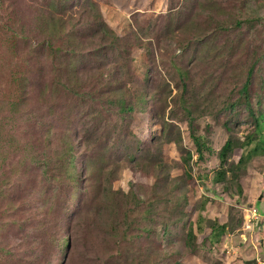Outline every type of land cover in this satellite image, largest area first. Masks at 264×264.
I'll return each mask as SVG.
<instances>
[{
	"label": "rangeland",
	"instance_id": "1",
	"mask_svg": "<svg viewBox=\"0 0 264 264\" xmlns=\"http://www.w3.org/2000/svg\"><path fill=\"white\" fill-rule=\"evenodd\" d=\"M51 1L0 0V143L6 151H13L10 158L6 153L7 164L17 165L21 172L25 164H32L22 174L21 184L29 192L30 187L43 184L40 158L44 153L39 152L43 132H51L55 146L57 134L68 121L79 130L88 127L92 117L100 123L104 141L98 143L94 162L91 153L75 159L76 172L82 171L76 177L79 188L81 178L94 180L97 170L109 166L113 146L105 139L112 136L115 143L123 142L124 149L113 166L112 189L127 195L133 192L145 200L154 198L157 203L153 237L139 238L135 246L128 237L139 231L127 229L130 236L121 240L118 256L108 264H264V153L253 156L242 169L228 171L222 182H215V174L222 168L218 157L222 146L228 139L243 141L254 130L247 109L233 114L223 107L237 98L255 52L261 57L250 77V101L255 115L259 108L264 111V1L252 3L260 16L257 24L240 23L225 30L208 21V15L245 19L250 10L243 0H94L118 36L129 30L131 17L137 15L140 33L149 46L150 54L139 48L132 53L138 61L141 54L147 57L149 74L139 80L138 73L132 83L110 87L116 91L109 100L125 99L126 104H138V93L143 91L149 112L137 105L133 113L125 115L120 114L119 104L99 105L97 93L106 92L93 80L80 87L77 95L57 85L58 64L43 39L51 35L54 47L62 44L65 35L43 27L41 19ZM201 33L204 35L197 36ZM76 58L69 57L66 64L74 65L85 79L95 78L94 71H80L83 63ZM85 65L92 67L88 62ZM73 142L76 149L81 146L77 134ZM188 153L192 156L189 164L185 161ZM129 154L135 155L134 161L128 159ZM239 154L230 157L226 170L231 165L234 170ZM89 184L93 186V181ZM92 188L97 192L98 183ZM78 194L74 201L79 212L70 208L64 223L70 246L67 251L60 241L51 256L53 264H102L99 257L109 252L94 237L91 225L96 196ZM121 200L119 204L126 207L118 214L121 222L123 212L128 217L140 215L132 208L131 197ZM199 216L204 219L202 232L197 230ZM215 220L227 225L218 242L210 236L209 223ZM189 226L193 236L187 245ZM165 229H169L166 234ZM120 231L126 232L123 224Z\"/></svg>",
	"mask_w": 264,
	"mask_h": 264
},
{
	"label": "trees",
	"instance_id": "2",
	"mask_svg": "<svg viewBox=\"0 0 264 264\" xmlns=\"http://www.w3.org/2000/svg\"><path fill=\"white\" fill-rule=\"evenodd\" d=\"M255 1L257 0H243L245 8L250 10L245 19L237 20L235 17L234 19L231 17L230 20H226L215 13H210L208 21L225 30L232 28L233 25L238 26L240 23L255 25L260 21L258 12L252 8V3ZM262 8H264V4ZM130 21L129 30L123 36H118L104 21L100 7L94 0H52L47 15L41 19V22L45 30L52 28L62 31L65 39L62 44L54 47H51V35L44 38V42H42L51 50L52 60L58 64L57 85L69 93L77 95L80 87L85 84L89 85L90 81L93 80V83L104 89L102 92H106L97 93V98L99 95V105L101 103L102 106L106 107V104L110 103L119 104L120 114L123 115L133 113L137 105L139 109L149 112L148 102L142 99V96H144L142 90L138 93V104H126L125 99L109 100V96L116 91L110 87L118 89L124 85L123 82L125 81L132 83L138 73H141L138 74L139 80L149 74V60L144 59L147 57L141 54L138 61L132 56L133 48L144 49L143 52L148 54H150V51H148V44L143 40L144 36L140 33L142 29L137 23V15H133ZM202 35L204 34L201 33L197 36ZM58 52L61 53L64 64L60 62ZM69 57H77V63H83L80 71H94L96 73L95 78L87 77V80L82 77L81 73L80 75L76 73L74 65L69 66L68 63L66 64ZM260 57L256 52L253 54L251 63L246 68L245 81L238 87L237 98L227 102L223 107L224 110L233 111V114H238L243 108L247 109L248 115L252 118L253 133L248 134L243 141L228 139L225 142L219 151L218 157L222 168L215 174V182H222L228 171L235 172L237 169H242L253 156L264 153V111L259 108L256 110L255 115V110L251 106L249 90L250 77H252ZM87 62L92 67L85 65ZM85 66L88 68H85ZM244 66L243 69L245 70ZM62 72H65L64 77ZM118 91L120 94L127 92V90ZM121 118L125 117L121 116ZM149 120L151 127L154 123L153 115L150 114ZM69 123L71 121H68L64 131L57 134L59 140L55 146L51 144L52 134L50 131L41 134L42 141L39 142V152L44 153L40 158L43 167V184L37 188L35 186L30 187L32 192H29L28 186L21 184L22 174L24 171L26 173V170L32 164H25L23 172L19 171L17 165L7 164L6 160L4 161L6 153L9 152L10 158L13 151L9 149L6 151L0 143V151H3V153H0V158L3 161L0 164V264H53L51 256L58 250L60 241L68 251L70 239L64 234V223L69 216L70 208H76L77 214L79 212L77 202L74 201V196L77 193L80 196L83 192H89L97 198V208L91 218V225L94 237L99 240V244H104L109 249L108 253L104 254L102 252L101 256L98 255L102 264H108L118 256L121 240L127 238L126 236H130L128 230L134 228L139 231L132 237H128L135 246L139 238L146 237L149 239L154 235L155 228L153 225L157 221V203L155 199L148 198V200H145L133 192L127 195L115 191L111 187L112 176L115 172L113 166H116L119 162L122 150H124L123 142L115 143V138H112V136L106 137L105 141L113 146L110 148L112 152L108 162L109 166L97 170L94 180L81 178V188H79L76 177L81 176L82 171L78 170L76 172L75 159L91 153L94 162L95 155L99 154L98 143L104 141V138L101 137L103 129L99 126L98 120L92 117L88 127L79 130H75ZM224 126L227 130L230 129L228 123H225ZM75 134L81 139V146L78 149L75 148L73 142ZM150 138L152 139L154 136L151 134ZM137 144L139 145L138 142ZM53 149L55 150L52 151ZM240 149L243 151L239 154L238 150ZM47 153L49 154L48 157ZM237 153L239 154V160L235 164L234 170L232 165L226 170L224 167L229 164L230 157ZM32 159L34 157L30 158V160ZM128 159L134 161L135 155L129 154ZM191 159L192 156L188 153L185 158L186 163L189 164ZM33 167L37 168L38 166L34 165ZM90 180L93 181V186H90ZM94 183H98L97 192L96 188H92L96 185ZM67 189L68 191H66ZM129 197L132 200V208L134 211L140 212V215L128 217L127 212H123L124 217L123 222H121L118 214L126 207H124V204H119V202L122 201L121 199ZM204 204L205 201L201 209H203ZM202 222H204V219L199 216L197 222L198 232L203 230ZM121 224L126 227V232L121 233ZM189 227V232L186 234L187 245H190V239L193 236L192 227ZM209 228L212 241L218 242L221 235L225 233L227 225L220 224L215 220L209 223ZM164 231L166 234L169 229ZM60 251L63 256L67 253L63 250ZM173 264L180 263L175 262Z\"/></svg>",
	"mask_w": 264,
	"mask_h": 264
},
{
	"label": "water",
	"instance_id": "3",
	"mask_svg": "<svg viewBox=\"0 0 264 264\" xmlns=\"http://www.w3.org/2000/svg\"><path fill=\"white\" fill-rule=\"evenodd\" d=\"M201 183H202V185L204 186V189H205L206 191H209V189L206 187L205 183H204V182H201Z\"/></svg>",
	"mask_w": 264,
	"mask_h": 264
}]
</instances>
